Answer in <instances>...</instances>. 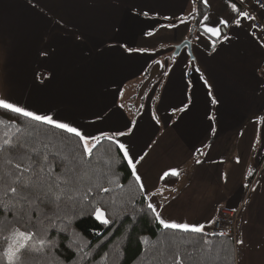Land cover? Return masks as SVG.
<instances>
[{"label": "crops", "instance_id": "obj_1", "mask_svg": "<svg viewBox=\"0 0 264 264\" xmlns=\"http://www.w3.org/2000/svg\"><path fill=\"white\" fill-rule=\"evenodd\" d=\"M197 1L127 0L125 9L150 10L135 23L120 16V39L140 51L104 50L101 56L95 45L116 43L104 24V16L111 13L107 5L98 7L92 0H0V99L41 113H70L90 134L117 126L97 119L105 111L135 120L132 153L144 155L137 173L162 218L197 224L205 231L219 208L241 209L237 239H244L246 247L239 264H264V87L259 83L264 78V42L246 20L240 27L219 24L236 16L230 4L239 8L241 0H207V6L200 0L205 6L200 19L195 17ZM205 25L221 27L231 42L206 33ZM79 29L91 35L87 55L70 43V33ZM184 41L191 42V53L185 48L175 55ZM44 48L54 57L48 65L38 55ZM48 68L56 79L48 88L35 87L33 74ZM196 68L224 102L215 135L206 115V110H215ZM193 92L196 108L174 113ZM197 158L203 163L197 165ZM172 169L179 172L175 183L163 184ZM252 186L257 192L250 191Z\"/></svg>", "mask_w": 264, "mask_h": 264}, {"label": "snow or ice", "instance_id": "obj_2", "mask_svg": "<svg viewBox=\"0 0 264 264\" xmlns=\"http://www.w3.org/2000/svg\"><path fill=\"white\" fill-rule=\"evenodd\" d=\"M92 2L98 7L107 5L111 9V13L104 16V24L112 34L111 39L116 43L105 40L95 45L101 50V56L104 50L120 52V49H123L129 54L140 51L129 46L127 41L120 39V34L124 30V23L120 16L122 13L129 22L135 23L138 22L140 16L148 17L150 10L142 8L137 10L135 6L125 9L127 0H92ZM203 3L207 6V0H203ZM261 6L264 7V5ZM230 7L236 16L231 21L219 20V24L225 29L232 25L240 27L241 20L255 19L249 12L237 8L235 3L230 4ZM164 19H169V17L165 16ZM203 19L207 20L208 17L205 16ZM58 23L61 22L58 21ZM204 31L218 40L222 38L223 41L231 42V37L224 33L221 27L205 25ZM70 35L74 37L70 42L71 46L84 51L87 55V46L91 40L88 30L79 29ZM215 47L214 42L213 50ZM38 55L45 58L40 61L42 65H48L54 58L47 48L42 49ZM120 55L123 56V53ZM195 71L200 72V79L207 89V96L215 110L211 114H208L206 110L207 118L212 121L209 126L211 133L215 135L216 124L223 120L224 102L218 92L214 94V85L209 83L203 72L199 68ZM260 71L264 72V68H260ZM56 77V72L48 68L46 73L33 74V85L37 88H48ZM259 83L261 87H264V78ZM196 105L197 100L193 92L186 95V98L181 101V106L174 107L173 112L187 114L195 109ZM119 107L122 108L123 105ZM0 109L5 110V114L11 112L16 117L23 118L19 122L0 119V129H2L0 131V216L3 217L0 219V235H3L6 245L0 252V259L5 260L6 264H30L32 252L40 250L39 248L33 249L34 237L38 233L33 231L37 225L32 221L40 217L51 220L58 215L62 206L71 205L73 211L79 209L81 214L94 217L106 226L109 224V219L106 218L108 202L97 199L100 193L110 191L103 183L108 179V173L92 164L94 150L103 141H108L110 148L114 146L123 153V159L130 166L132 176L140 184L141 193L145 191L141 176L137 173V164L144 159V155L136 157L131 149L134 130H137L135 120L127 122L119 112L111 111L109 114L105 111L103 115L98 114L97 119L107 118L106 123L111 121L117 126L102 130L99 134H90L72 114H65L57 109H48L41 113L39 110H30L8 102L7 99H0ZM152 118L157 124L160 123L155 113ZM91 123L94 124L95 121ZM36 125H45L47 129L42 131ZM205 147H210V145L206 144ZM197 152L205 155L200 149H197ZM195 163L199 165L203 161L197 158ZM236 163H240L239 157ZM170 174L178 176L179 172L172 169ZM164 175H169V172ZM248 175H252L251 170ZM224 180L227 183L226 174ZM244 187L249 186L244 185ZM250 191L255 193L257 188L252 186ZM244 204H249V200L245 199ZM147 208L155 214L156 221L165 230L195 233L202 237L227 235L225 232L205 233L204 227L197 224L167 221L162 218L161 213L151 201L147 203ZM49 213L52 215L50 216ZM214 223H216L215 220L211 221L209 227ZM244 223L248 221L245 220ZM61 231H66V229H61ZM46 232L45 229V237L39 239L38 244L41 248L50 246V249H54L56 244L47 239ZM145 243H147L146 240ZM214 247L210 239L204 238L201 244L192 245L190 248H182L175 244L169 245V255L172 258V264H203L205 253L212 252ZM245 247L244 239L235 240L230 249L231 264H239Z\"/></svg>", "mask_w": 264, "mask_h": 264}, {"label": "trees", "instance_id": "obj_3", "mask_svg": "<svg viewBox=\"0 0 264 264\" xmlns=\"http://www.w3.org/2000/svg\"><path fill=\"white\" fill-rule=\"evenodd\" d=\"M201 4L198 0L197 19L204 14ZM0 119L23 120L11 112L5 114L3 109H0ZM36 127L42 131L47 129L45 125ZM92 164L108 173L103 183L110 191L100 193L97 199L108 202L106 218L109 224L106 226L94 217L81 214L79 209L73 211L71 205L62 206L51 220L34 219L32 223L37 227L33 231L38 235L34 237L33 249L40 250L32 252L30 264H172L169 245L190 248L201 244L204 238L210 239L215 247L212 252L205 253L203 264H231L233 240L163 229L155 214L147 208L148 197L145 192L141 193L140 184L132 176L123 153L114 146L110 148L108 141L94 150ZM176 179V176H168L163 184L173 185ZM45 229L47 239L56 244L54 249L41 248L38 244L39 239L45 237ZM5 246L3 235H0V252ZM0 264L6 261L0 259Z\"/></svg>", "mask_w": 264, "mask_h": 264}, {"label": "built area", "instance_id": "obj_4", "mask_svg": "<svg viewBox=\"0 0 264 264\" xmlns=\"http://www.w3.org/2000/svg\"><path fill=\"white\" fill-rule=\"evenodd\" d=\"M250 3V6H249ZM239 9L242 11H247L251 16L255 17L253 20L248 21L255 33L259 36V38L264 42V0H245L243 2H238ZM241 215V209L239 210H230L227 208H219L214 220L216 223L212 224L205 230V233H219L225 232L227 235L219 236V235H208L215 237H223L229 238L233 241L237 239L238 235V222Z\"/></svg>", "mask_w": 264, "mask_h": 264}, {"label": "water", "instance_id": "obj_5", "mask_svg": "<svg viewBox=\"0 0 264 264\" xmlns=\"http://www.w3.org/2000/svg\"><path fill=\"white\" fill-rule=\"evenodd\" d=\"M191 42L190 41H184L183 43L179 44L178 46H176V52H175V55L179 54V52L182 50V49H185L187 48L189 53H191Z\"/></svg>", "mask_w": 264, "mask_h": 264}, {"label": "rangeland", "instance_id": "obj_6", "mask_svg": "<svg viewBox=\"0 0 264 264\" xmlns=\"http://www.w3.org/2000/svg\"><path fill=\"white\" fill-rule=\"evenodd\" d=\"M235 1V0H234ZM203 6H204V4H203ZM204 8H205V6H204ZM203 13H204V11H203ZM210 17H211V15H210ZM133 100H135L136 101V99H133Z\"/></svg>", "mask_w": 264, "mask_h": 264}]
</instances>
